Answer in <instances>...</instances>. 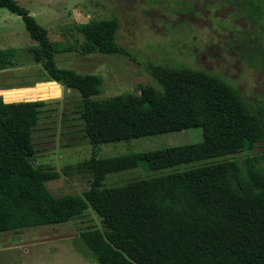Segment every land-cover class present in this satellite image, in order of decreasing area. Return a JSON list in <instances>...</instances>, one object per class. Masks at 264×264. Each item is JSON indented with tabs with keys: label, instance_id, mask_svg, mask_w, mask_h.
Returning <instances> with one entry per match:
<instances>
[{
	"label": "trees",
	"instance_id": "obj_1",
	"mask_svg": "<svg viewBox=\"0 0 264 264\" xmlns=\"http://www.w3.org/2000/svg\"><path fill=\"white\" fill-rule=\"evenodd\" d=\"M230 3L252 27L241 35L240 49L251 64L264 67V5ZM0 7L19 16L26 29L40 30L16 0H0ZM117 27L114 17L74 24L80 51L124 53L115 40ZM37 37L28 49L42 65L41 80L76 92L75 113L91 146L193 127L211 136L80 159L63 172L87 174V188L54 195L45 182L59 172L33 163L32 132L48 100L13 101L51 96H2L11 102L0 96V233L76 219L90 208L99 224L78 235L98 264H264V151H252L264 141V98H244L221 76L199 68L149 62L154 84L98 99L99 75L55 64L54 55L74 45ZM10 52L0 49V55ZM240 153V161L231 158ZM142 166L151 173L117 185L104 182L110 174Z\"/></svg>",
	"mask_w": 264,
	"mask_h": 264
},
{
	"label": "rangeland",
	"instance_id": "obj_2",
	"mask_svg": "<svg viewBox=\"0 0 264 264\" xmlns=\"http://www.w3.org/2000/svg\"><path fill=\"white\" fill-rule=\"evenodd\" d=\"M27 9L40 30L26 29L23 20L0 7V96L32 91L51 97L32 132L33 163L50 166L59 177L45 182L54 195L80 194L88 186L84 173L64 174L67 164L89 157H109L210 137L208 129L193 127L163 134L91 146L80 131L75 91L42 81L44 71L28 49L45 35L49 40L75 48L54 55L55 64L102 79L98 99L134 92L140 84H154L149 62L185 65L217 74L235 86L244 98H264V67L251 64L240 48L241 35L252 30L237 14L230 0H16ZM261 4L264 2L261 0ZM117 20L116 42L122 54L81 52V36L74 24L90 18ZM264 31V30H263ZM29 32H37L31 35ZM244 35V34H243ZM264 35V33H263ZM35 37V38H34ZM264 38V36L262 37ZM236 41V42H235ZM3 98V97H2ZM253 152L264 151V141ZM245 153L231 155L240 161ZM151 172L145 166L113 173L104 181L121 184ZM90 209L76 219L0 233V264H98L78 232L98 226Z\"/></svg>",
	"mask_w": 264,
	"mask_h": 264
},
{
	"label": "water",
	"instance_id": "obj_3",
	"mask_svg": "<svg viewBox=\"0 0 264 264\" xmlns=\"http://www.w3.org/2000/svg\"><path fill=\"white\" fill-rule=\"evenodd\" d=\"M50 82H54L55 83V81H53V80H51ZM44 99H46V98H24V99L13 100V101H35V100H44ZM2 100L4 101L3 98H2ZM4 102H11V101H4Z\"/></svg>",
	"mask_w": 264,
	"mask_h": 264
},
{
	"label": "bare ground",
	"instance_id": "obj_4",
	"mask_svg": "<svg viewBox=\"0 0 264 264\" xmlns=\"http://www.w3.org/2000/svg\"><path fill=\"white\" fill-rule=\"evenodd\" d=\"M45 93H47V92H45ZM26 95H28V94H26Z\"/></svg>",
	"mask_w": 264,
	"mask_h": 264
}]
</instances>
